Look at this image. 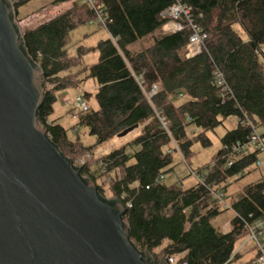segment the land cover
Wrapping results in <instances>:
<instances>
[{
    "label": "trees",
    "instance_id": "trees-1",
    "mask_svg": "<svg viewBox=\"0 0 264 264\" xmlns=\"http://www.w3.org/2000/svg\"><path fill=\"white\" fill-rule=\"evenodd\" d=\"M33 1L16 0L17 17ZM69 1L55 0L53 5ZM97 1L106 14L110 38L96 47L98 63L85 69L98 87L97 109L89 106L87 112L77 113L79 125L96 138L94 146L70 141L68 130L50 118L59 94L81 81V71L73 68L86 51L80 49L77 57H71L69 35L77 26L96 19L95 13L76 3L55 19L22 34L23 47L43 71L46 94L38 116L48 138L80 170L84 180L96 184L103 199L111 204L123 202V221L140 253L154 254L158 262L168 264H243L246 254L237 253L247 238L242 222L233 219L229 233L213 225L227 210L216 204L210 189L221 192L243 219L264 218V172L255 167L260 153L239 156L229 167L230 151L226 150L249 142L252 130L243 124L246 119L264 139V0ZM177 2L189 10L192 22L208 36L206 49L193 58L186 56L191 29L184 21H180L185 25L183 31L160 33L168 22L162 14ZM146 39L152 43L131 49ZM218 74L227 90L218 86ZM156 85L159 92L149 100L146 94ZM231 117L238 118V127L221 139L223 148L207 167L208 174L202 178L201 172H192L195 180L188 187L184 181L167 186L163 177L171 171L174 154L179 153L188 163L193 146H211L206 134ZM135 126L141 131L136 139L99 159L104 175L116 174L110 182L115 199L108 200L97 182L100 176L89 166H77L73 157H91L98 147ZM253 171L261 173L257 181L229 193L234 183Z\"/></svg>",
    "mask_w": 264,
    "mask_h": 264
},
{
    "label": "water",
    "instance_id": "water-1",
    "mask_svg": "<svg viewBox=\"0 0 264 264\" xmlns=\"http://www.w3.org/2000/svg\"><path fill=\"white\" fill-rule=\"evenodd\" d=\"M22 34L0 0V264H168L134 247L123 202L103 199L48 138L43 71Z\"/></svg>",
    "mask_w": 264,
    "mask_h": 264
},
{
    "label": "rangeland",
    "instance_id": "rangeland-1",
    "mask_svg": "<svg viewBox=\"0 0 264 264\" xmlns=\"http://www.w3.org/2000/svg\"><path fill=\"white\" fill-rule=\"evenodd\" d=\"M55 0H34L27 6L20 10L17 17V23L24 33L26 30L33 29L36 26L45 23L47 20L52 18L55 13H65L74 7L76 3H63L60 5H53ZM81 4V3H79ZM237 30L241 29L237 27ZM110 38V35L104 27L100 26L96 19L87 21L86 23L77 26L69 35L68 51L71 57H77L79 50L84 49L86 51L81 58V63L73 68L74 72L81 71V81L76 87L69 88L63 91L58 96V102L55 105V112L50 118V121H56L58 124L68 130V137L70 141L75 142L79 140L84 146L91 147L96 144V138L89 134L87 128L79 125L78 111L76 109L75 100L78 96L89 95L86 99L89 106L93 109H97L96 93L98 90L96 82L89 77V74L85 71L99 61V52L96 51V47L102 41ZM152 43V39H146L136 46L133 45L131 49H139L140 44L143 46ZM67 101V102H66ZM65 102V103H63ZM73 111V113H71ZM239 120L237 117H231L227 119L224 124L218 127L215 131H210L206 135L211 141V146L205 148L201 143H196L192 150L193 156L186 163L179 153L174 154V163L170 168L171 171L164 175L163 181L167 186L175 185L180 181H184L185 187H188L195 180L191 175L192 172H201V177L204 178L207 174V167H209L215 155L223 148L221 139L224 135L233 129L238 127ZM141 131L136 130L131 133L126 139L125 143L121 144L118 139L111 141L93 152L91 157L88 155H78L73 157L75 164L79 167L89 166L98 178V184L104 190V195L108 200L115 199L110 190L111 179L116 176L104 175L99 170V159L110 153L111 151L121 148L122 146L131 143L140 135ZM119 142V146L115 145ZM128 152L133 153L132 150ZM261 160L264 162V156H261ZM190 176V177H189ZM261 176L260 171H253L249 176L244 178L238 183H234L233 187L230 188L229 193L234 194L239 192L244 186L257 181ZM234 216L231 211H226L213 221V225L222 231L229 230V224L233 220ZM247 249L250 250L249 254H246L243 259V264H256L257 251L253 242H248ZM157 250L156 252H160Z\"/></svg>",
    "mask_w": 264,
    "mask_h": 264
},
{
    "label": "built area",
    "instance_id": "built-area-1",
    "mask_svg": "<svg viewBox=\"0 0 264 264\" xmlns=\"http://www.w3.org/2000/svg\"><path fill=\"white\" fill-rule=\"evenodd\" d=\"M15 1L12 0L13 4L15 3ZM70 3H81L89 6L95 13L96 20L100 24V26L107 29L108 22L106 14L97 0H72L70 1ZM60 15L61 13H54L52 18L47 21L55 19ZM162 17L168 20V22L162 27V30L165 34L183 31L185 25L180 22L181 20L184 21V23H186L187 26L191 29L189 41L186 46L187 58L196 57L206 49V41L208 39V36L192 22L189 10L186 9L180 2H177V4H175L173 7L166 10L162 14ZM262 63L264 69V57L262 59ZM216 82L218 86L222 87L224 90L228 89L224 78L220 74L217 75ZM158 92L159 87L156 85L148 94H146L147 98L151 100L157 95ZM75 103L78 112H87L89 110V104L87 103L85 96H78L75 100ZM243 124L251 126V138L245 145L236 144L231 148L226 147V150L230 151L228 166L232 167L234 165L235 158L243 155L249 156L252 152L257 151L260 153V157L256 162L255 167L264 172V162L261 160V156H264V139L262 138L260 131L257 130L255 126L250 124L248 119L244 120ZM193 176L199 180V177L196 173H193ZM210 192L213 200L222 210L231 211L234 216L233 219H237L242 222V227L244 228V233L246 234L247 238L239 244V246L237 247V253L242 252L244 254H249L247 244L248 242H253L257 251L256 264H264V218L251 221L245 220L238 212L233 209V207L228 203L221 192L214 191L212 190V188L210 189ZM127 207H131V204H128ZM232 230L233 226L230 223L227 233L231 232ZM174 261V258L170 260V262Z\"/></svg>",
    "mask_w": 264,
    "mask_h": 264
},
{
    "label": "crops",
    "instance_id": "crops-1",
    "mask_svg": "<svg viewBox=\"0 0 264 264\" xmlns=\"http://www.w3.org/2000/svg\"><path fill=\"white\" fill-rule=\"evenodd\" d=\"M36 27H37V26H36ZM160 33H164L162 29L160 30ZM164 34H165V33H164ZM136 45H137V44H136ZM136 45H135V46H136ZM142 46H143V45L140 44V48H141ZM140 48H139V49H140ZM139 49H137V50H139ZM132 50H135V49H132ZM66 102H67V101H66ZM63 103H65V102H63ZM137 130H138V129H137ZM127 137H128V136H127ZM127 137H126V138H127ZM126 138H123V139H118V138H117V139H118V141H120L121 144H124ZM115 145H118V146H119V142H117ZM122 147H123V146H122ZM222 232H224V231H222ZM227 232H228V230L225 231L224 233H227Z\"/></svg>",
    "mask_w": 264,
    "mask_h": 264
}]
</instances>
